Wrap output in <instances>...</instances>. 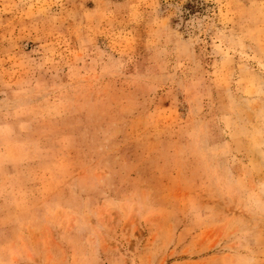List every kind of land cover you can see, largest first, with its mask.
<instances>
[{
    "label": "rangeland",
    "instance_id": "rangeland-1",
    "mask_svg": "<svg viewBox=\"0 0 264 264\" xmlns=\"http://www.w3.org/2000/svg\"><path fill=\"white\" fill-rule=\"evenodd\" d=\"M0 264H264V0H0Z\"/></svg>",
    "mask_w": 264,
    "mask_h": 264
}]
</instances>
